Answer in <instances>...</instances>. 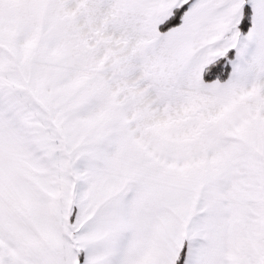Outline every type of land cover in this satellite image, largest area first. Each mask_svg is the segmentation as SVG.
<instances>
[{
  "label": "snow or ice",
  "instance_id": "snow-or-ice-1",
  "mask_svg": "<svg viewBox=\"0 0 264 264\" xmlns=\"http://www.w3.org/2000/svg\"><path fill=\"white\" fill-rule=\"evenodd\" d=\"M0 264H264V0H0Z\"/></svg>",
  "mask_w": 264,
  "mask_h": 264
}]
</instances>
